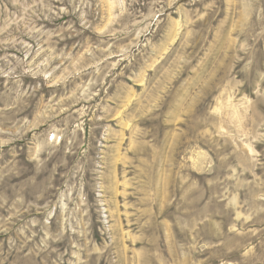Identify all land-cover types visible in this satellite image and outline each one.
<instances>
[{
  "label": "rangeland",
  "instance_id": "374dc122",
  "mask_svg": "<svg viewBox=\"0 0 264 264\" xmlns=\"http://www.w3.org/2000/svg\"><path fill=\"white\" fill-rule=\"evenodd\" d=\"M0 264H264V0H0Z\"/></svg>",
  "mask_w": 264,
  "mask_h": 264
}]
</instances>
